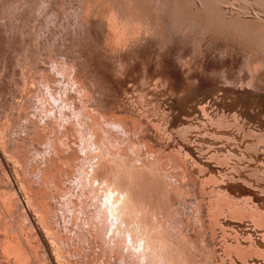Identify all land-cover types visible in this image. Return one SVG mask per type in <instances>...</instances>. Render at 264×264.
<instances>
[{
    "label": "rangeland",
    "instance_id": "rangeland-1",
    "mask_svg": "<svg viewBox=\"0 0 264 264\" xmlns=\"http://www.w3.org/2000/svg\"><path fill=\"white\" fill-rule=\"evenodd\" d=\"M59 62H65L68 68L65 63L62 64L65 68H62ZM70 68L74 69L73 72ZM62 70L72 75L76 71V76L73 78L71 75L72 79H69L72 84L80 77L84 78L82 81L85 82H77L88 85L83 86L88 90V96L95 90L92 100L98 99L97 102L91 100L93 95L89 98L85 92L82 95L81 84L77 82L74 84L76 92L71 82L68 87L73 89L67 87L62 90L63 93L69 91L71 95L67 101L62 100L64 97L61 98V89L66 88L63 83L66 73ZM68 76L66 79L70 78ZM43 77L54 79L53 86L56 85L61 91L55 90L56 94L59 92L57 95L61 94L56 98L65 103L60 104L55 100L53 86L51 88L48 85L50 80L45 79V82L41 79ZM59 83H63V87L60 84L61 89ZM77 84L81 98H87L83 99L86 105H90L91 101L93 108L98 103L97 107L107 109L100 111L96 107L107 115L114 113L115 116L116 113V116L120 114L122 118L125 115L129 117L126 122L131 128L133 143L143 140L140 153H146L143 154L146 160L156 159L153 163H156L154 165L158 167L160 176L154 174L155 168L149 167L152 170L150 173L146 170L148 166H142L144 170L141 171L136 164L138 166L134 168L137 170H130L133 177H137L131 188L134 198L135 193L142 198L137 195V201L144 200L145 207L149 205L159 220L162 217L160 221L163 228L171 224L168 230L167 227L164 230L166 239L177 244L173 248L176 246L182 250L175 249L181 253L179 255L172 248V253L176 254L172 255L176 264L182 255L186 259L182 258L181 261H187L183 264H264V139L259 141L261 136L258 139L255 137L264 134V0H0V198L14 201L13 209L6 212V204L2 205L3 201L0 200V245L5 235L11 234L16 226L23 227L24 224V236L30 239V245L38 253L37 257L45 256L42 263L46 264L73 262L63 258L64 255L54 247L51 235L44 227L46 220L42 215L46 207L43 204L34 206L21 179L27 176L32 179V185L39 183L36 166L42 167L47 157L50 158L53 132L51 135L48 126L51 125V117L57 113L55 111L59 110L55 115L58 119L63 115L66 122L68 119L67 123L59 119L61 127L67 130L71 126L73 132L76 127L78 135H73H80L83 143L84 138L80 132L83 129L80 130V127H84L80 124L82 116L78 115L85 101H76V107H73L74 101L80 98L77 95ZM45 86L51 89L53 99L57 102L52 113L50 103L54 100L48 101V97L52 96H49L50 89L45 90ZM44 93L48 96H44ZM69 94L66 92L65 95ZM40 96H44V102ZM46 100L50 102L51 109ZM69 103L73 104H70L72 109H78L79 113L74 112L78 117L66 111H75L69 109ZM70 114L77 119L70 117ZM57 118H53L52 123L59 127ZM73 120L74 124H70ZM235 120L238 121L237 125ZM132 122L137 123L135 125ZM35 123L38 126L42 123L41 130L47 131L48 128V136L45 131L40 133ZM68 123L70 126L66 127ZM219 123L220 127L216 125ZM183 126L191 129L193 126V129L185 131ZM61 127L59 129L63 132L59 131L65 134L66 130ZM111 129L119 130L118 127ZM178 129H182L183 133ZM70 130L69 135L72 132ZM66 134L61 135L67 140L72 136L77 144L80 142L72 133L69 138L67 131ZM121 137L124 138L123 134ZM119 140L115 136L114 145ZM48 144L50 149L46 152ZM17 146L27 157L22 166L10 151L15 147L17 149ZM43 155L46 158H42ZM41 161L42 165H38ZM77 161L79 163V159ZM139 161L136 163L140 164ZM138 170V173H134ZM75 172L79 173L78 170ZM71 173H68L66 180L68 183L75 181L76 184V176ZM126 175L124 179L130 182V174L128 178ZM64 183H60L61 188ZM76 186L69 188L72 190ZM40 189H37V193ZM52 189L49 190L55 200L50 201L57 208V215L53 214L54 220H57L54 221V232L61 236V241L66 236L70 237L65 238L71 250L69 253V249H66L68 255L77 259L78 264H99L101 257L96 244H91L94 245L92 247L85 240H80L78 232L84 228L79 230L80 225L75 223L72 228L70 225L73 223L69 224L70 220H65L69 219L68 208L65 207L67 197L66 200L63 199L65 195L55 197ZM218 191L246 205L244 209L240 207L242 210L237 209V212L246 210V213H233L237 206L231 212L224 208L222 212L221 209H215L212 201H216L219 194H215ZM246 199H249L248 205ZM209 202H212L211 206ZM211 207L216 210L215 214L210 210ZM169 229L172 234H169ZM72 234H78L79 237H72V240ZM177 241H181V247ZM5 256L0 247V264H13V257Z\"/></svg>",
    "mask_w": 264,
    "mask_h": 264
},
{
    "label": "bare ground",
    "instance_id": "bare-ground-1",
    "mask_svg": "<svg viewBox=\"0 0 264 264\" xmlns=\"http://www.w3.org/2000/svg\"><path fill=\"white\" fill-rule=\"evenodd\" d=\"M135 20V19H134ZM56 22V21H55ZM134 22V21H133ZM135 24H136V22H135ZM134 26V25H133ZM139 26V25H138ZM125 27V26H124ZM132 27V26H131ZM136 27V26H135ZM139 28V27H138ZM137 28V29H138ZM129 29V28H128ZM114 32V31H113ZM129 32H132V31H129ZM137 32H138V30H137ZM129 35H131V33H129ZM113 38V37H112ZM115 40H116V38H114ZM117 41V40H116ZM115 44V43H114ZM117 46V45H116ZM52 60V59H51ZM53 60H55V58L53 59ZM57 60V59H56ZM64 61H65V59H63ZM118 60V59H117ZM120 60V59H119ZM69 61V60H68ZM56 62H58V60L56 61ZM66 62V61H65ZM65 62H59L60 64H61V67L63 68L64 66H62V64L63 63H65ZM117 62V61H116ZM58 63V64H59ZM67 63H69V62H67ZM119 65H120V63H122L121 62V60H120V63L119 62H117ZM65 66H66V68H68V66H67V64L65 63L64 64ZM69 65V64H68ZM119 65H117L118 67H120ZM123 66V65H122ZM59 67H60V65H59ZM59 67H58V69H59ZM69 67H71V66H69ZM116 67V66H115ZM124 67V66H123ZM65 68V67H64ZM72 68H74L73 66H72ZM72 68H70L71 70H72V72H73V70L74 69H72ZM120 68H122V67H120ZM119 68V69H120ZM42 69V68H41ZM57 69V70H58ZM38 70V69H37ZM44 70V69H43ZM65 70V69H64ZM67 70H69V69H67ZM66 70V71H67ZM77 70V69H76ZM121 70V69H120ZM42 71V70H41ZM45 71V70H44ZM60 70H58V72H59ZM35 72V71H34ZM39 72V71H38ZM62 72H63V70H62ZM61 72V73H62ZM65 72V71H64ZM63 72V73H64ZM69 72H70V70H69ZM37 73V72H36ZM50 73V72H49ZM60 73V74H61ZM63 73H62V75H63ZM66 73V75L65 76H63V77H66L67 78V76L68 75H70V76H68V77H70V78H68V79H66V78H63V83H64V85H65V87L66 88H62L63 86H62V84L63 83H59V88H60V84H61V91L63 90V89H68L69 87H71V86H69L68 87V85H70V82H71V85L73 86L76 82H77V80H80V81H82V79H84V78H81L80 76H78L77 75V77H80L79 79H77V77H76V79L77 80H75V83L74 84H72V81H70L72 78H71V75H72V73L70 74V73H67V72H65ZM44 74V73H43ZM45 74H47V71H46V73ZM59 73H57V75H58ZM74 74V73H73ZM117 74V73H116ZM40 75V74H39ZM51 75H53V74H51ZM62 75H59V77L60 76H62ZM75 76H76V71H75V74H74ZM74 75H72V77L74 78ZM46 76H50V75H45V77ZM40 77V76H39ZM45 77H43V78H41V79H44V81H45ZM52 77V76H51ZM51 77H48L47 79H49L50 80V83L48 84V82L46 83V84H48L49 85V87H50V85H51V88H52V86H53V81H54V79L53 80H51L50 78ZM59 77H55L56 79H58ZM46 79V80H47ZM55 79V80H56ZM70 79V80H69ZM35 80V79H34ZM38 80V79H37ZM36 80V81H37ZM58 80H60V79H58ZM57 80V82H59ZM62 80V79H61ZM60 80V81H61ZM64 80H66L65 82H67V81H69V83L67 82V84H65V82H64ZM85 80V79H84ZM82 81V82H85V81ZM48 81V80H47ZM52 81V82H51ZM73 81H74V79H73ZM41 82H43L42 80H41ZM46 82V81H45ZM81 82V83H82ZM87 82V81H86ZM93 82V81H92ZM91 82V83H92ZM55 83V82H54ZM78 84H81L79 81L77 82ZM35 84V83H34ZM46 84H44V85H46ZM57 85H58V83H56ZM77 84V85H78ZM85 84V83H84ZM87 84V83H86ZM96 84V83H95ZM39 85V84H38ZM42 85H43V83H42ZM47 85V86H48ZM67 85V86H66ZM35 86V85H34ZM40 86V85H39ZM75 86V85H74ZM82 86V87H81ZM81 86H80V89L81 90H83V92H82V95H85V93H87V95H86V97H88L89 98V96L91 95V93H90V95L88 96V90L85 88V87H83V86H88V85H83V84H81ZM49 87H47L46 88V86L44 87L45 88V90L46 89H50ZM55 87H56V85L55 86H53V89H54V91L56 90V91H60L57 87H56V89H55ZM68 87V88H67ZM90 87V86H89ZM72 88V87H71ZM91 88V87H90ZM90 88H88V89H90ZM41 89V88H40ZM73 89V88H72ZM79 85H78V88H77V92H78V97L80 96V98H79V100H75L74 101V105H75V103H76V101H80L81 103H82V101H85L84 102V104L86 103V100H83V99H87L85 96V98H81L82 96H81V94H79ZM45 90L44 91H42V93L43 92H45ZM69 90H71V89H69ZM94 90V89H93ZM92 90V91H93ZM49 91V90H48ZM48 91H46L47 92V94H49V92L52 94V92H51V89H50V91L48 92ZM53 91V92H54ZM56 91L54 92V94H56ZM60 91V92H61ZM74 91L76 92V86H75V88H74ZM95 91V90H94ZM94 91H93V97H91V100L92 99H94ZM64 92H65V90H64ZM67 92V95L70 93L69 91H66ZM66 92L65 93H63V91H62V96H61V98L62 97H64V98H62V100H64V101H67L68 99H69V97H71V95L69 94V96H67V95H65L66 94ZM80 92V93H81ZM85 92V93H84ZM33 93V92H32ZM35 93V92H34ZM59 93V92H58ZM57 93V94H58ZM74 93V92H73ZM45 94V93H44ZM47 94H45L44 96H46ZM49 94V96H52V97H48V101L50 100V102L52 101V100H54L53 99V96H54V94ZM56 94V96L54 97L55 98V100L61 95H57ZM64 94V95H63ZM74 94H76V93H74ZM73 94V96H75ZM91 95V96H92ZM39 96V95H38ZM44 96H40L41 98L42 97H44ZM48 96V95H47ZM58 96V97H57ZM72 96V97H73ZM30 97H32V95L30 96ZM57 97V98H56ZM60 98V99H61ZM74 98V97H73ZM73 98H70V100H72ZM95 98H96V96H95ZM45 98H42L41 100L43 101ZM52 99V100H51ZM76 99V98H75ZM81 99V100H80ZM29 100V99H28ZM54 100V102L52 103H50V102H48L47 100H46V102H47V105L50 103L51 105H52V107H53V109L52 110H50L51 111V113L52 112H54V109L56 108V104H57V102L56 101H58V99L55 101ZM62 100L61 101H58V103H62L63 104V102H62ZM96 100H98V99H96ZM95 100V101H96ZM45 101V100H44ZM43 101V102H44ZM73 101V100H72ZM72 101H70L71 103H72ZM93 101V100H92ZM95 101H93V103L95 102ZM41 102V101H40ZM87 102H89V101H87ZM97 102V101H96ZM28 103V102H27ZM34 103V102H33ZM54 103H55V105H54ZM60 103V104H61ZM65 103V102H64ZM71 103H69V105H68V107L70 106V104ZM81 103H79V104H81ZM91 101H90V105H86L85 104V106H83V108L81 109V110H79L80 111V115H78L79 117H81L82 116V118H80V120H81V126H83L84 128H82V127H80V130L81 129H83V130H81L80 132H81V136L84 138L83 140V143L81 142V140H80V135L77 137L76 135H78V134H76V132H77V128L76 127H74V126H72V127H74L75 129H76V131L75 132H73L74 130L73 129H71L70 130V124H74V120H73V123H72V121L71 122H69L67 125H66V127L67 126H70V127H67V128H69V129H63L62 127H61V125H62V122H61V124H60V120H62L63 122L65 121L66 122V120H64L63 118H64V115L62 116V115H60L59 114V116H62L61 117V119L59 120L55 115H57V113H58V111H55V115H53L54 117H51V119L52 120H50L49 121V123L51 122V125H49L48 126V128L50 129V131L48 130V128L46 129L47 131H49L50 132V134L52 135V133L51 132H53V138H52V140H48V142H50V145H51V153H50V150H49V152L48 153H50V158L48 159V157H47V159H46V163H44L43 162V165H42V161H41V163L40 164H38V165H42V167L40 166V167H38V166H36L37 168V170H38V175H39V183L38 184H36V186H34V185H32V181H30V180H32V179H28V177L26 176V177H24V178H18L19 180L21 179V183H23L25 186H26V188H27V191H28V193L30 194V197L32 198V200H33V204H34V206L36 207V206H39V205H45V207H46V210H45V213H44V215H42L44 218H45V224H44V227H46V230L50 233V235H51V239H52V242H53V245H54V247L55 248H57L59 251H60V253L62 254V255H64V257L63 258H67L68 259V261H70V262H73L74 264H78L77 262H79L77 259H73V256L72 255H68V250H66V249H69V253H71V250H70V247H69V245L68 244H66L67 242H66V240H65V238H67V237H69V236H66L64 239H63V241H61V236L60 235H56L55 234V232H54V221L55 222H57V220H54V218H53V214H56L57 215V213H56V210H57V208H56V205H55V203L54 204H52L51 202L52 201H50V199L52 200L53 198H54V196L52 195L51 196V191L49 190V189H52V194H54L55 193V197H58V196H64L63 197V199L64 200H66L65 198L67 197V200L65 201V202H67V203H65V207H66V209L68 208V212L67 213H69L68 214V218L69 219H65V220H70V221H68L69 222V224L70 223H73V225H70V227H72V226H74V223H75V225H80L79 227H80V229L79 230H81V228L83 227L84 228V230H82V232H80L79 230V232L81 233H79L78 232V234H79V236H80V240L82 241V240H85V242L87 243V244H89V246H92L91 244H96V246L98 247L97 249H98V251H99V253H100V257H101V261L99 262V264H176L175 262H176V259H175V262H174V257L172 256V255H176V254H174L175 252H178V253H180L179 251H175V249L177 248L176 246H175V249L173 248L174 247V242L172 241H169V240H167L166 239V237H165V233H166V231L164 230V228L165 227H167L166 229L168 230V226H171V224H169L170 223V221L168 222V226L166 225V223L164 224V225H166L164 228H163V226H162V224H161V221L160 220H163L162 219V217L160 216V220H159V218L157 217V215H156V212H153V211H151L150 209H149V205H148V203H147V207H145L144 205H143V202H144V200L143 201H141V196H139L138 194H136L135 193V195H136V197H137V195H138V197L139 198H141V199H139L140 201H137V199H135L134 198V195H133V188H131L132 187V185L131 184H133L134 183V181L133 180H135V183H136V179L135 178H137V177H133V175H132V173L130 172V170L132 169V170H134L135 171V169L137 168V166H138V168L137 169H142V170H144V167L146 166H148L147 168L148 169H150L151 170V168L153 169V168H155L154 170H156V171H154V174L155 175H158V172H157V166H155L156 165V163H155V165H154V163H153V161H156V159H154V160H151V161H149V160H146L145 159V156L143 157V154H146V153H144L143 152V154L142 153H140V148H141V144H143L142 142H144L143 140L141 141V140H139V142H135V143H133V141H132V138L130 137V126H129V124L126 122L127 121V119L129 118V117H127L126 115L122 118V117H120V114L118 115V116H116L117 114L115 113V116L113 115L114 113H112V114H109V115H107L105 112L103 113V112H100L101 110L102 111H104V110H107V109H102L101 108V106H99V107H97L99 104L98 103H95V104H97V108H100V111H99V109H97L96 107L95 108H93V106H91V104H93ZM36 104V103H35ZM43 104V103H42ZM50 104L48 105V106H46V105H44V106H46V107H48V108H50ZM59 104V105H60ZM67 104V103H66ZM84 104H82V105H84ZM31 105V104H30ZM37 105V104H36ZM72 106H73V104H71ZM38 106V105H37ZM37 106H34V107H37ZM62 106V105H61ZM64 106V105H63ZM62 106V107H63ZM72 106H70L71 108H69V109H71L72 111H73V109L76 107V105L75 106H73L74 108L72 109ZM77 106H78V103H77ZM28 107V106H27ZM31 107H33V106H31ZM39 107H40V105H39ZM55 107V108H54ZM59 107V106H58ZM66 106H64V108H65ZM79 107V106H78ZM82 107V106H81ZM30 108V107H29ZM60 108V107H59ZM104 108V107H103ZM33 109V108H32ZM36 109V108H35ZM38 109V108H37ZM51 109V108H50ZM68 109V108H67ZM124 109V108H123ZM122 109V110H123ZM25 110H28V109H25ZM75 111H73V112H70V110L68 111V110H66L67 112H69V113H74V112H76L78 109H74ZM109 110L110 109H108V112H109ZM126 110V109H125ZM24 111V110H23ZM33 111V110H32ZM46 111V110H45ZM48 111V110H47ZM46 111V112H47ZM79 111H77V113H79ZM117 111V110H116ZM115 111V112H116ZM107 112V111H106ZM107 112V113H108ZM26 113V112H25ZM45 113V112H44ZM48 113H50V112H48ZM47 113V114H48ZM69 113H67V115H69ZM26 114H28V113H26ZM46 114V113H45ZM70 114V117H74V118H76L75 116H72V115H76L75 113L74 114H72L71 115ZM34 115H36V114H34ZM51 115V114H50ZM130 115V114H129ZM20 116V115H19ZM42 116V115H41ZM58 116V117H59ZM77 116V115H76ZM77 116V117H78ZM28 117V120H29V116H27ZM40 117V116H39ZM49 117V114L47 115V118ZM67 117V116H66ZM69 117V116H68ZM70 117H69V119H70ZM117 117H119V118H117ZM131 117V116H130ZM220 117L223 119V116L222 115H220ZM220 117H218V119H221ZM225 117V116H224ZM233 117H234V115H233ZM236 117V116H235ZM26 118V117H25ZM53 118H57L58 120H59V122H58V125H59V127L57 126V125H53ZM71 118V119H72ZM73 118V119H74ZM35 119V118H34ZM43 119V118H42ZM49 119V118H48ZM67 119V118H66ZM77 119V118H76ZM130 119V118H129ZM233 119V118H232ZM30 120H31V116H30ZM36 120V119H35ZM131 120L133 121V117H131ZM130 120V121H131ZM216 121H217V119H215ZM225 120V119H224ZM224 120L222 121V124H223V122H224ZM234 120V119H233ZM238 120V119H237ZM32 121H34L33 120V118H32ZM37 121V120H36ZM35 121V122H36ZM54 121H55V119H54ZM135 121V120H134ZM164 121V120H163ZM220 120H218V122H219ZM225 121H227V120H225ZM236 121V120H235ZM19 122V121H18ZM44 122V121H43ZM42 122V123H43ZM46 122V121H45ZM48 122V121H47ZM53 122V123H52ZM57 122V121H56ZM67 122H68V119H67ZM66 122V123H67ZM78 122H79V120H78ZM140 122V121H139ZM237 122L238 121H236V125H237ZM29 123H30V121H29ZM36 123H38V122H36ZM35 123V124H36ZM42 123L41 124H39V126L37 125V126H35L36 128H39L40 129V126L42 125ZM48 123V124H49ZM65 123V124H66ZM83 123V124H82ZM133 123V122H132ZM137 123V122H136ZM136 123L134 122L133 124H135L136 125ZM212 123H217V122H214V121H212ZM221 123V122H220ZM216 124V125H218V127H220L221 126V124ZM234 123V122H233ZM44 124H46V123H44ZM43 124V125H44ZM64 124V123H63ZM76 124V123H75ZM148 124V123H147ZM26 125V124H25ZM34 125V124H33ZM215 125V124H214ZM234 125V124H233ZM45 126V128H46V125H44ZM80 126V125H79ZM188 126H190V125H188ZM188 126H186V127H188ZM223 126V125H222ZM235 126V125H234ZM61 127V129H63V130H66L67 131V133H68V138H69V136L71 135V133H72V135H73V133H75L76 135L74 136V137H76L77 139H79L80 140V142H78L77 140V142H78V144L77 143H75V141H73V139L70 137L68 140L64 137V136H62V135H65L66 134V131H64L65 132V134L64 133H61V132H63L62 130H60L59 128ZM111 127L113 128H115V127H118L119 128V130L122 132V134H123V136H124V138L123 137H121L122 136V134H117L118 132L119 133H121L118 129L116 130V129H114V130H112L111 129ZM184 127V126H183ZM186 127H184L185 128V131L186 130H188V129H191V128H186ZM191 127V126H190ZM217 127V126H216ZM19 128V127H18ZM41 128H42V126H41ZM44 128V127H43ZM64 128H65V125H64ZM237 128H239V126L237 127ZM163 129V128H162ZM192 129H193V126H192ZM191 129V130H192ZM19 130V129H18ZM61 132H60V131ZM68 130H70V131H72L71 133H70V135H69V132H68ZM112 130V131H111ZM116 130V131H115ZM178 130H180V129H178ZM37 131V130H36ZM43 132L44 133V131H45V129H43V130H39V132ZM47 131H45V132H47ZM115 131V133L118 135H115V133L113 134V132ZM138 131H139V129H138ZM163 131V130H162ZM180 131H182V133H183V130L181 129ZM180 131H178V133L180 134V137H181V133H180ZM26 132V131H25ZM28 132V131H27ZM40 132V133H41ZM49 132H47V136H48V133ZM79 132V131H78ZM79 132V133H80ZM160 132V131H159ZM188 132H190V131H188ZM34 133V132H33ZM38 135H42V134H39L38 132H36ZM136 133V132H135ZM134 133V134H135ZM143 133V132H142ZM252 133H253V131H252ZM62 134V135H61ZM131 134H133V133H131ZM137 134V133H136ZM165 134V133H164ZM263 134V133H262ZM21 135V134H20ZM29 135V134H28ZM37 135V136H38ZM44 135V134H43ZM42 135V136H43ZM50 135V136H51ZM67 135V134H66ZM65 135V136H66ZM121 135V136H120ZM185 135H187L186 133H185ZM253 135V134H252ZM256 135H257V133H256ZM22 136V135H21ZM24 136V135H23ZM33 136V135H32ZM32 136H30V137H32ZM49 136V138H51ZM115 136L116 137H118L120 140L119 141H117L118 142V144H116V145H114V141H115ZM133 136V135H132ZM182 136H184V135H182ZM254 136H255V133H254ZM260 136H261V138H260ZM29 137V138H30ZM35 137V136H34ZM41 137V136H40ZM45 137H46V134H45ZM44 137V138H45ZM65 138V139H61V138ZM81 137V138H82ZM168 137V136H167ZM186 137V136H185ZM255 137H257V139H258V137L260 138L259 139V141L261 140V139H264L263 137H264V134H263V136L261 135V134H259V136L257 135V136H255ZM48 138V137H47ZM145 138V137H144ZM70 139H72V140H70ZM182 139H183V137H182ZM185 140H186V138H184ZM183 139V140H184ZM256 139V140H257ZM65 140V141H64ZM67 140V141H66ZM114 140V141H113ZM116 140H117V138H116ZM45 141H46V139H45ZM47 142V143H48ZM75 143V146H73L74 144L73 143ZM146 142V141H145ZM7 143H9V142H7ZM41 144V143H40ZM39 143H38V145H40ZM76 144L78 145V147L76 146ZM32 145V144H31ZM50 145L48 144L47 145V147L49 146L50 147ZM81 145V146H80ZM9 146V145H8ZM13 146V145H12ZM16 146V145H15ZM22 146V145H21ZM62 146H64V147H62ZM34 147V146H33ZM47 148V150H46V152L48 151V149H50V148ZM152 147V146H151ZM256 147V146H255ZM19 147L17 146V149H16V147L15 148H12V149H10V151H11V153L14 155L13 157H15L14 159L17 161V162H19L20 164H21V166H22V164H24V163H26L25 161H26V158H25V154L23 155V152H21V151H19V149H18ZM64 148V149H63ZM146 148V145H144V149ZM252 148H254V147H252ZM44 149H46V148H44ZM43 149V150H44ZM143 149V150H144ZM255 149V148H254ZM22 150H23V148H22ZM140 150V151H139ZM142 150V151H143ZM146 150H148V149H146ZM257 150V149H256ZM24 151V150H23ZM36 151H38V150H36ZM148 151H150V150H148ZM255 151V150H254ZM46 152H45V155H46ZM26 153V152H25ZM44 153V152H43ZM133 153L135 154V156H136V158L137 157H139V158H135V156L133 155ZM132 154V155H131ZM158 154V153H157ZM186 154V153H185ZM42 155V154H41ZM40 155V156H41ZM49 155V154H48ZM131 155V156H130ZM230 155V154H229ZM29 156V155H28ZM31 156V155H30ZM134 156V157H133ZM232 156V155H231ZM230 156V157H231ZM43 157H45L46 158V156H42V158ZM79 157V158H78ZM227 157V156H226ZM42 158H41V160H42ZM147 158V157H146ZM79 159V163H78V161L77 160ZM135 159L137 160V161H139L140 162V164L139 163H136L137 161H135ZM222 159V158H221ZM229 159V158H228ZM44 160V159H43ZM90 160V162H88ZM172 161V160H171ZM226 161V160H225ZM224 161V162H225ZM35 164V163H34ZM33 164V165H34ZM136 164H138V165H136ZM162 164V163H161ZM194 164V163H193ZM31 165V164H30ZM136 165V168H134V166ZM24 166V165H23ZM35 166V165H34ZM141 166V168H139ZM142 166H144L143 168H142ZM27 167V166H26ZM149 167H151V168H149ZM163 167V166H162ZM32 168V167H31ZM73 168H75V169H77L78 171H79V173L77 174L75 171H77V170H75V169H73ZM134 168V169H133ZM161 168V167H160ZM25 169V168H24ZM29 169V168H28ZM34 168H32V170H33ZM66 169V170H65ZM72 169V170H71ZM136 169V170H137ZM146 169V168H145ZM148 169H146L148 172H150V173H152V170L150 171V170H148ZM162 169V168H161ZM26 170V169H25ZM70 170V171H69ZM75 170V171H74ZM140 170H138V171H136V172H134V171H132V172H134V173H138ZM141 170V171H142ZM19 171V170H18ZM23 171V170H22ZM29 171V170H28ZM66 171H68L67 172V174H66ZM71 171L73 172V175L74 176H76V184H77V186H76V184H74V182H72V181H69V183L71 184H69L68 183V180H66L67 178H66V176L67 175H69L68 173L70 172L71 173ZM31 172H33V171H31ZM35 172V171H34ZM129 172V173H128ZM156 172V173H155ZM160 172V171H159ZM20 173V172H19ZM74 173H76V174H74ZM127 173V175H129V178L127 177V175H126V177L128 178V180H130V182H128L127 181V179H124V175ZM133 173V174H134ZM60 174V175H59ZM160 174H161V172H160ZM165 174H167V173H165ZM187 174V173H186ZM19 175V174H18ZM24 175V173L22 174V175H20V176H23ZM71 175H72V173H71ZM70 175V176H71ZM135 175V174H134ZM137 176V175H136ZM158 176H160V175H158ZM185 176V175H184ZM72 177V176H71ZM71 177H69L68 176V179H71ZM130 177H132V178H130ZM174 177V176H173ZM25 178H27V179H25ZM62 178H64L63 179V181L61 180ZM73 178V177H72ZM134 178V179H133ZM172 178V175L169 177V179H171ZM74 179V180H75ZM131 179H132V181H131ZM58 180H60V181H58ZM73 180V179H72ZM126 180V181H125ZM37 181V180H36ZM62 181V182H61ZM66 181H67V184H68V186L66 185ZM171 181V180H170ZM59 182V183H58ZM65 182V183H64ZM73 183V185H72V183ZM129 183L128 185L126 184V183ZM133 182V183H132ZM29 183H31V184H29ZM60 183H64V186L61 188L60 187ZM211 184V183H210ZM76 186L74 189H72V190H70V188H72V186ZM80 185V186H79ZM131 185V186H130ZM135 185V184H134ZM51 186H52V188H51ZM62 186V185H61ZM71 186V187H70ZM79 186V187H78ZM70 187V188H69ZM78 187V188H77ZM131 189H130V188ZM42 190H41V189ZM37 189L39 190L40 189V191H38V193H40V194H42L43 193V195H39L38 193H37ZM43 189L45 190V191H43ZM176 190V189H175ZM43 191V192H42ZM49 191V192H48ZM132 191V192H131ZM180 191V190H179ZM221 191V190H220ZM220 191H218V193L217 194H215V195H218L219 194V196L221 195V198L218 196H216V201H212L214 204H215V209H221V212H222V208H224V209H229L230 210V212H231V209H234L236 206H237V208L235 209V210H233L232 212L233 213H235L234 211H236V213H238V214H244V213H246L245 211H238L237 212V209H240V210H242L241 208H246L245 206L246 205H243L242 203H240L239 201L237 202V201H235L236 199H232L233 197H230V198H227L225 195H222V194H220L221 192ZM47 193V194H44V193ZM14 195V194H13ZM214 195V196H215ZM203 196V195H202ZM12 197V196H11ZM61 197V198H62ZM224 197V198H223ZM226 197V198H225ZM229 197V196H228ZM6 199H8L7 197H5ZM4 198V199H5ZM13 198H15V196L13 197ZM180 198V197H179ZM0 200H2V198H0ZM13 200V199H12ZM12 200H10V201H7V200H2L3 202V204L2 205H4V204H6V206L5 207H7L6 209H4L6 212H8L9 210H10V208H12L13 209V207H12V204H13V202L14 201H12ZM53 200H55V199H53ZM64 200L62 201V203L64 204ZM157 200V199H156ZM202 200V199H201ZM211 200V199H210ZM249 199H246V204H247V201H248ZM241 201V200H240ZM57 202V201H56ZM61 202V201H60ZM140 202H142V204L140 203ZM200 202V201H199ZM203 202V201H202ZM212 202H209V204H210V206H211V204H212ZM144 204H145V202H144ZM201 204V203H200ZM242 204V205H241ZM146 205V204H145ZM202 205V204H201ZM248 205V204H247ZM33 206V205H32ZM238 206H239V208H238ZM45 207H42V208H45ZM202 207V206H201ZM241 207V208H240ZM250 207V206H249ZM252 207H253V205H252ZM33 208V207H32ZM41 208V210H43ZM200 208V207H199ZM212 208V207H211ZM1 209H2V206H1ZM3 210V211H4ZM37 210V209H36ZM203 210V209H202ZM210 210H213V208L212 209H210ZM228 210V211H229ZM35 211V210H34ZM38 211V210H37ZM214 211V213L213 214H215V211L216 210H213ZM249 211V210H248ZM41 211L39 210V213H40ZM244 212V213H243ZM257 212V211H256ZM36 213V212H35ZM63 213V212H62ZM212 213V212H211ZM216 213H220L219 211H217ZM251 213H253V212H251ZM58 214H59V212H58ZM254 214V213H253ZM253 214H252V216H253ZM256 214H258V212L256 213ZM255 214V215H256ZM67 215V214H66ZM218 215V214H217ZM216 215V216H217ZM25 216V215H24ZM41 216V217H42ZM59 216V215H58ZM262 217V216H261ZM206 218V217H205ZM243 219V218H242ZM264 219V217H262V220ZM165 220V219H164ZM167 220V219H166ZM165 220V221H166ZM44 221V220H43ZM73 221H75V222H73ZM77 221L79 222L78 224H76L77 223ZM164 221V222H165ZM215 221V220H214ZM264 221V220H263ZM67 222V221H66ZM167 222V221H166ZM44 223V222H43ZM163 223V222H162ZM257 223V222H256ZM69 224H66V225H68L69 226ZM46 225V226H45ZM256 225V224H255ZM16 226V225H15ZM14 226V227H15ZM23 227H24V224H23ZM22 226H20V225H18V226H16L14 229H12V232H11V234H7V235H5L4 236V238H3V241L1 242V245H0V247H1V251H3V253L4 254H6V256L7 255H9V256H11V258L13 257V264H46V263H42L44 260H43V258L45 257H43V258H41V256L42 255H40L39 257H37L38 256V253H37V251L35 252L34 251V249L32 248V246L30 245V239L29 238H27V236H24V230H25V228H23ZM66 227V226H65ZM73 228V227H72ZM67 229H68V227H67ZM66 229V230H67ZM71 229V228H70ZM215 229V228H214ZM26 230H27V228H26ZM72 230V229H71ZM71 230H69V231H71ZM75 230V229H74ZM73 230V231H74ZM180 230V229H179ZM169 234H172L173 232H171V229H169ZM181 231H182V229H181ZM27 232V231H26ZM74 232H76L77 233V231H74ZM28 233V232H27ZM167 233H168V231H167ZM78 234H72V236H71V238L72 237H79L78 236ZM27 235H29V234H27ZM70 235H71V233H70ZM168 235V234H167ZM169 236V235H168ZM170 237V236H169ZM172 238H173V236H171ZM199 237V236H198ZM30 238H31V234H30ZM186 238V237H185ZM185 238H183L184 240H185ZM29 239V240H28ZM69 239H70V237H69ZM183 239H181V241H183ZM72 240H73V238H72ZM187 240V239H186ZM185 240V241H186ZM181 241H179L180 243H181ZM179 242L177 241V243L179 244ZM184 242V241H183ZM187 242V241H186ZM78 243H79V240H78ZM182 244V243H181ZM239 244V243H238ZM175 245H177V244H175ZM226 245V244H225ZM94 246V245H93ZM92 246V247H93ZM95 246V247H96ZM179 246L181 247V245L179 244ZM178 246V247H179ZM37 247V246H36ZM82 247V246H81ZM239 247V246H238ZM172 248L174 249V253H172ZM179 248H177L176 250H178ZM182 249H183V247H182ZM92 250V249H91ZM171 250V251H170ZM179 250H181V249H179ZM186 250V249H185ZM182 251V250H181ZM235 251V250H234ZM237 251V250H236ZM56 252V251H55ZM214 252V251H213ZM92 253V252H91ZM244 253H245V251H244ZM37 254V255H36ZM80 254V253H79ZM239 254V253H238ZM45 255V254H44ZM178 255V254H177ZM179 255H181V253L179 254ZM4 256V255H3ZM5 256V257H6ZM78 256V255H77ZM186 256V255H185ZM213 256V255H212ZM83 257V256H82ZM96 257V256H95ZM176 257V256H175ZM180 257V256H179ZM200 257V256H199ZM182 258H184V259H186L183 255L180 257V261H181V259ZM188 258V257H187ZM1 261H2V259H0ZM43 260V261H42ZM100 260V259H99ZM179 260V259H178ZM0 261V262H1ZM82 261V260H81ZM84 261V260H83ZM177 262L178 264H183V262H187V261H181V262ZM189 261V260H188ZM212 261V260H211ZM7 262V261H6ZM5 263V262H4ZM12 263V262H11ZM72 263V264H73ZM48 264V263H47ZM79 264H82V263H79Z\"/></svg>",
    "mask_w": 264,
    "mask_h": 264
}]
</instances>
